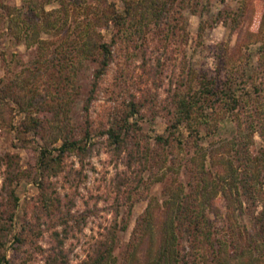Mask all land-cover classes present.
Here are the masks:
<instances>
[{"label": "trees", "instance_id": "16d2710c", "mask_svg": "<svg viewBox=\"0 0 264 264\" xmlns=\"http://www.w3.org/2000/svg\"><path fill=\"white\" fill-rule=\"evenodd\" d=\"M214 2L222 4L224 0H122L119 10L106 0L95 7L86 0H21L19 8L0 3V20L5 23L8 39L35 49L21 77L5 83L0 80V101L10 100L24 114L19 123L21 131L50 134L49 144L37 147L34 163L39 196L34 216L53 219L54 225L49 233L52 254L47 264H67L66 240L74 225L85 219L71 212L74 203L70 198L64 195L61 199L55 186L43 180L46 173L62 175L65 181L72 176L71 182H79L78 171L67 167L66 157H82L89 151L87 131L74 138L67 129L69 95L82 63L90 60L96 64L83 104L86 113L97 81L110 62L115 37L133 28L136 39H141L139 46L149 25L172 31L170 15L175 6L202 16ZM51 3L57 6L45 10L44 6ZM76 10L81 11V17H76ZM203 22H199L198 31L203 29ZM103 29L111 31L109 42L101 40ZM252 35L259 44L255 64L241 70L238 79L227 75L215 80L191 74L182 84L184 90L172 94L170 131L154 139L162 148H168L171 140L179 149L188 145L189 151L176 167L168 165L165 157L153 158L147 144L140 146L131 139L129 131L136 124L128 118L138 112L131 101L123 118L100 132L115 154L125 152V165L133 168L134 187L141 182L143 171L155 164H165V171H172L174 178L171 185L163 186L161 198L149 201L139 215L123 252L118 251L117 232L124 231L126 224L117 221L116 211L89 243L82 264H264V80L262 86L252 82L254 73L264 77L263 18ZM57 36L60 39L55 42ZM43 75L53 87L49 99L37 90V80ZM238 88L241 91L236 93ZM218 122L234 129L227 137L214 140ZM180 125L187 133L183 139L174 133ZM254 134L260 139L258 147ZM56 142L57 146H51ZM18 161L17 154L0 155V264L9 262L5 244L12 240L20 243L26 237L23 226L15 229L18 197L14 186L21 176ZM186 173L191 181L178 178ZM162 179L160 176L156 181ZM217 196L225 202L224 213L216 206ZM246 204L254 207L245 213L248 221L237 223Z\"/></svg>", "mask_w": 264, "mask_h": 264}, {"label": "rangeland", "instance_id": "374dc122", "mask_svg": "<svg viewBox=\"0 0 264 264\" xmlns=\"http://www.w3.org/2000/svg\"><path fill=\"white\" fill-rule=\"evenodd\" d=\"M86 1L95 7L102 0ZM262 1L214 2L210 11L202 16L192 13L188 8L175 6L170 15L172 31L169 32L165 26L159 29L149 25L145 29V40L139 46L141 39H136L133 28L124 36L115 37L110 47V62L97 81L86 113L83 104L90 88L92 69L96 64L90 60L82 63L75 78L73 94L69 95L71 103L67 129L74 138L82 137L86 130L89 151L82 157L76 154L66 157L67 167L78 171L76 180L79 179V182H71L72 176L65 181L62 175L48 176L46 173L43 179L55 186V192L61 199H65L63 196L66 195V199L72 200L74 205L71 212L85 218L84 222L74 225V230L66 240L67 264H82L89 243L112 220L116 211L117 221L126 224L124 231L117 232L120 241L118 251L123 252L139 215L149 201L161 198L163 186L171 185L174 178L172 171H165V164L163 167L155 164L143 171L141 182L134 187L133 168L125 165V152L115 154L106 145L105 135L100 132L121 120L131 101L138 109L137 113L128 118L129 122L136 124L129 131L133 136L131 139L140 146L147 144L153 158L165 157L168 165L176 167L189 151L188 145L179 149L177 143L171 140L168 148H162L154 139L157 135L165 137L170 131L172 94L184 90L182 84L187 83L191 74L215 80L225 79L227 75L238 79L241 70L255 64L259 44L252 34L260 18L264 19ZM106 2H113L118 10L121 8L122 0ZM0 3L10 8H19L21 0H0ZM56 6V3H51L44 6V9ZM22 12L25 13L23 8ZM75 12L77 18L81 17V11ZM200 21H204L203 29L198 31ZM4 26V21L0 20V80L3 83L21 77L24 74L22 71L35 56L33 47H27L23 42L16 44L10 41L5 35ZM100 33L102 41H110V30L103 29ZM58 36L54 37L55 42L60 39ZM42 37L46 38V35ZM253 77V81H250L262 86L263 73H254ZM37 81V90L49 99L53 91L47 82L49 79L43 75ZM235 90L236 93L241 91L239 88ZM214 110L218 111L219 106ZM23 117L24 114L10 100L0 101V155L10 153L19 157L18 170L21 176L14 186L18 197V206L14 211L15 229L20 230L23 226L22 234L26 236L20 243L13 240L7 242L4 249L8 264H47V257L52 254L49 233L54 225L53 219L34 216V205L39 197L36 184L38 174L34 163L37 147L47 144L50 134L46 131H37V134L21 131L19 123ZM218 124L214 140L227 137L234 129L225 122ZM174 133L182 139L187 134L181 125ZM206 141L207 138L202 139L201 144L204 146ZM253 141L255 147H258L260 139L256 134L253 135ZM58 144L56 142L51 146ZM160 176L163 179L156 181ZM178 178L191 181L189 173L179 175ZM74 183L77 185L72 186ZM215 199L219 212L224 213L225 202L220 196ZM242 206H246V209L237 223L246 224L248 218L245 213L254 207L247 204Z\"/></svg>", "mask_w": 264, "mask_h": 264}]
</instances>
